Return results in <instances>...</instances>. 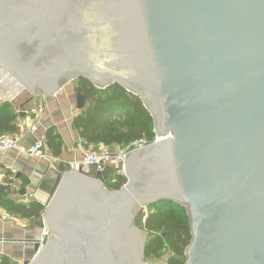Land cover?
I'll use <instances>...</instances> for the list:
<instances>
[{"label":"water","instance_id":"95a60500","mask_svg":"<svg viewBox=\"0 0 264 264\" xmlns=\"http://www.w3.org/2000/svg\"><path fill=\"white\" fill-rule=\"evenodd\" d=\"M0 66L32 99L118 85L161 139L118 190L58 174L32 264H155L135 220L161 201L186 210L185 264H264V0H0Z\"/></svg>","mask_w":264,"mask_h":264},{"label":"trees","instance_id":"16d2710c","mask_svg":"<svg viewBox=\"0 0 264 264\" xmlns=\"http://www.w3.org/2000/svg\"><path fill=\"white\" fill-rule=\"evenodd\" d=\"M76 93H83L88 97L85 110L79 112L72 123L73 129L86 148L103 145L125 146L139 139L150 141L154 139V121L142 102L118 85L98 90L88 81L81 79ZM17 119L18 115L13 105L9 102H1L0 136L15 135L18 131ZM46 142L51 154L60 157L62 138L54 129L46 133ZM125 183L126 179L120 178L117 184L109 185L107 188L118 190ZM7 198L8 189L0 186L1 202L4 201V206L10 214L22 219L37 221L45 211V205L41 203L32 202L30 205H23ZM147 209L149 212L142 227L148 233L145 260L164 256L167 247L170 253L168 264H185L184 253L191 240L185 208L173 202L161 201ZM0 264L12 263L3 259Z\"/></svg>","mask_w":264,"mask_h":264},{"label":"crops","instance_id":"0c3cea01","mask_svg":"<svg viewBox=\"0 0 264 264\" xmlns=\"http://www.w3.org/2000/svg\"><path fill=\"white\" fill-rule=\"evenodd\" d=\"M78 85L79 81L73 82L52 98L32 99L26 91L11 98L9 103L18 115L15 135L20 138L21 149L0 155V186L8 189V200L23 205L38 202L46 206L52 198L57 175L68 171V163L81 160L79 148L84 144L72 126L79 113L74 101ZM1 102L5 99H0ZM50 129L62 138L60 164L50 159L29 157L24 152L28 145L43 140L48 154L54 157L46 142V133ZM88 176H95L93 169L89 170ZM48 236L46 228H39L34 220L10 214L4 201L0 200V263L7 259L12 264H32L35 257L32 241L43 242Z\"/></svg>","mask_w":264,"mask_h":264},{"label":"built area","instance_id":"2783aa9c","mask_svg":"<svg viewBox=\"0 0 264 264\" xmlns=\"http://www.w3.org/2000/svg\"><path fill=\"white\" fill-rule=\"evenodd\" d=\"M161 139L156 136L152 141L147 139H139L125 146H89L88 148L81 147L80 151L82 158L79 162L68 163V171L77 170L78 173L88 175L89 170L93 169L95 175L101 173L106 178L105 184L109 186L117 184L120 178H126V155L133 151L140 150L150 146L153 143L159 142ZM21 141L16 135L0 136V155L7 154L11 151H18ZM48 148L43 140L37 141L33 145H28L24 152L29 157L38 159H50L54 162L62 163L58 157H51L48 154ZM63 172V173H66ZM42 242V247L44 245Z\"/></svg>","mask_w":264,"mask_h":264},{"label":"bare ground","instance_id":"6f19581e","mask_svg":"<svg viewBox=\"0 0 264 264\" xmlns=\"http://www.w3.org/2000/svg\"><path fill=\"white\" fill-rule=\"evenodd\" d=\"M24 91L18 81L3 66H0V99L14 98Z\"/></svg>","mask_w":264,"mask_h":264},{"label":"rangeland","instance_id":"374dc122","mask_svg":"<svg viewBox=\"0 0 264 264\" xmlns=\"http://www.w3.org/2000/svg\"><path fill=\"white\" fill-rule=\"evenodd\" d=\"M75 83V82H74ZM113 183L111 182V180H110V182H109V185L111 186ZM148 209H144V210H142L139 214H138V216L136 217V220H135V224H136V226L142 231V232H144V233H147V231H145L144 229H142V227H143V224H144V221H145V219H146V217H147V214H148ZM148 234V233H147ZM160 235L162 234V232L161 233H159ZM152 238H153V236H151ZM148 240V239H147ZM43 241V240H42ZM170 256V253H169V251H168V248L166 247L165 248V255L164 256H162V257H160V258H155V257H152L151 259H149V260H147L146 262H148V263H155V264H168V262H167V259H168V257Z\"/></svg>","mask_w":264,"mask_h":264},{"label":"flooded vegetation","instance_id":"af4514ba","mask_svg":"<svg viewBox=\"0 0 264 264\" xmlns=\"http://www.w3.org/2000/svg\"><path fill=\"white\" fill-rule=\"evenodd\" d=\"M106 185V187L108 186L107 184H105ZM109 189V188H108ZM111 190V189H110ZM145 262H146V260H145Z\"/></svg>","mask_w":264,"mask_h":264}]
</instances>
